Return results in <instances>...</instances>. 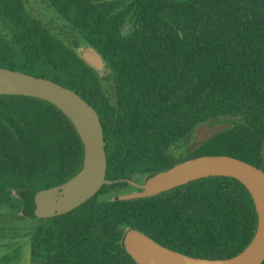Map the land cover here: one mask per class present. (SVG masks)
I'll return each mask as SVG.
<instances>
[{
  "label": "trees",
  "instance_id": "obj_1",
  "mask_svg": "<svg viewBox=\"0 0 264 264\" xmlns=\"http://www.w3.org/2000/svg\"><path fill=\"white\" fill-rule=\"evenodd\" d=\"M87 46L109 77L82 58ZM0 67L56 82L95 109L110 182L65 215L28 218L27 200L76 175L84 146L55 106L0 96V264H23L27 250L29 264H136L122 247L130 228L212 260L249 245L257 214L235 179L116 196L203 156L264 171V0H0ZM203 124L229 127L199 143Z\"/></svg>",
  "mask_w": 264,
  "mask_h": 264
},
{
  "label": "water",
  "instance_id": "obj_2",
  "mask_svg": "<svg viewBox=\"0 0 264 264\" xmlns=\"http://www.w3.org/2000/svg\"><path fill=\"white\" fill-rule=\"evenodd\" d=\"M82 58L108 77L110 69L92 46ZM0 96H24L43 100L59 109L73 124L84 146L83 163L76 175L58 186L36 191L26 202L28 218L51 219L79 208L101 189L106 180L107 159L100 118L95 109L76 92L45 78L0 67ZM118 117V114H117ZM217 120H212L215 123ZM229 125H200L197 141L206 142ZM213 177L232 178L250 193L257 214V228L249 245L238 255L221 260L193 257L161 245L149 235L127 229L122 247L136 264H263L264 263V171L231 156H203L185 160L171 168L150 174L145 182L117 201L158 196L194 181ZM135 185V184H134Z\"/></svg>",
  "mask_w": 264,
  "mask_h": 264
},
{
  "label": "rangeland",
  "instance_id": "obj_3",
  "mask_svg": "<svg viewBox=\"0 0 264 264\" xmlns=\"http://www.w3.org/2000/svg\"><path fill=\"white\" fill-rule=\"evenodd\" d=\"M33 223H34V221H31V220H25L22 222L23 225L33 224ZM28 258H29V251L27 250L23 253V260H24L23 264H29L30 263Z\"/></svg>",
  "mask_w": 264,
  "mask_h": 264
},
{
  "label": "flooded vegetation",
  "instance_id": "obj_4",
  "mask_svg": "<svg viewBox=\"0 0 264 264\" xmlns=\"http://www.w3.org/2000/svg\"><path fill=\"white\" fill-rule=\"evenodd\" d=\"M85 50V48L81 51V53L83 52ZM100 73H102V74H104L105 75V73L104 72H100ZM110 75V74H109ZM109 75H108V77H109ZM107 77V76H106ZM145 179L146 178H142V180H140V182H134V183H131L132 184V186L135 188V189H138V187L140 186V185H142L144 182H145ZM135 184V185H134Z\"/></svg>",
  "mask_w": 264,
  "mask_h": 264
}]
</instances>
